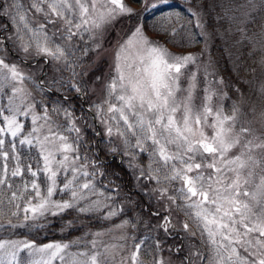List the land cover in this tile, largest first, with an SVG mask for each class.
Masks as SVG:
<instances>
[{
    "label": "snow or ice",
    "instance_id": "1",
    "mask_svg": "<svg viewBox=\"0 0 264 264\" xmlns=\"http://www.w3.org/2000/svg\"><path fill=\"white\" fill-rule=\"evenodd\" d=\"M184 2L188 15H165L153 35L137 22L121 37V20L173 5L0 0V232L73 214L62 230L111 222L69 242L0 236V264H264V83L255 100L236 88L226 108L227 85L208 56L207 0ZM217 7L236 42L260 51L264 70V0ZM180 32L205 46L172 51L160 42ZM106 42L110 59L90 63ZM103 63L107 73L96 75ZM86 77L101 95L78 108ZM109 155L126 164L135 194L117 182ZM141 193L155 206L133 198ZM140 225L147 234L130 235ZM113 233L121 243L103 239Z\"/></svg>",
    "mask_w": 264,
    "mask_h": 264
},
{
    "label": "trees",
    "instance_id": "2",
    "mask_svg": "<svg viewBox=\"0 0 264 264\" xmlns=\"http://www.w3.org/2000/svg\"><path fill=\"white\" fill-rule=\"evenodd\" d=\"M221 2L222 0H207V5L203 9L207 22L206 28L210 37L207 39L210 59L217 70V74L225 80L230 100H238L239 95L235 91L236 88H239L241 92L245 93L250 99H256L257 97L254 90L259 88L261 83H264V70H261L257 63L260 60L261 53L259 50L253 53V50L249 46L238 44L236 41L239 39V36L234 32L229 33L226 31L229 27V22L227 20L219 21L217 19V14L221 12V9L217 7V5ZM170 4L173 5V7L164 5L156 10L151 16L148 14L145 15L144 25L147 31L151 30V35H153L154 32H157L160 28L161 24L159 23L160 20H158L159 14L179 11L184 15H188L187 12H184V9L187 7L184 0H171ZM182 23H184L183 20ZM187 28L191 29L193 32L200 31V29H195L191 25H188ZM256 30L258 31V29ZM157 37L160 38V36ZM171 40L172 38L169 37V41ZM195 40H198L199 43L195 42ZM195 40L189 42L185 38V33L180 32L175 36L174 42L164 41L168 46L175 50L185 48L188 50L199 51L205 46V38L196 37ZM252 68L256 69L255 73L250 71ZM73 103L78 108L80 105H83L82 99H73ZM86 104H88L87 101ZM101 147H103V145H101ZM107 159L111 160L110 155ZM117 162L118 160L116 158L110 162L111 169L118 172L123 177L122 181L117 182L126 185L125 191H128L129 189L132 190L134 188V181L131 182L130 179L128 182V174H126L124 168L119 166ZM142 196L147 199L143 194ZM133 198L144 205L142 197L134 195ZM140 211L141 209H137L136 213H139ZM136 213H132V215H135ZM74 216L75 214L66 216L65 220L73 219ZM143 216L147 222V220H149L147 219L149 218L147 212H144ZM50 219L51 223L45 228L32 230L31 232L27 229H17L12 235L16 238L24 236L28 239H35L37 243H47L55 240L69 242L82 237L85 232H94L95 230L108 227L111 224L106 221H101L99 223L93 221L89 224L87 220H82L75 224L73 228L62 230L64 228L65 220L59 218ZM152 222H155L154 218ZM81 224H86L88 227H81ZM141 235L142 234L139 232L137 237Z\"/></svg>",
    "mask_w": 264,
    "mask_h": 264
},
{
    "label": "rangeland",
    "instance_id": "3",
    "mask_svg": "<svg viewBox=\"0 0 264 264\" xmlns=\"http://www.w3.org/2000/svg\"><path fill=\"white\" fill-rule=\"evenodd\" d=\"M151 2L158 3V0H151ZM170 2H171V0H169V3H170ZM162 6H164V5H163V4H160V5H159V8L162 7ZM132 7L135 8L137 11H140V10L143 8V4H137V3H134V4H132ZM155 11H156V10L149 9L148 11H143V12H141V14H140L139 16H137V17H133L132 19L125 18V19L121 20V21L116 25V27H115L114 35H119V36H121V37L124 36L125 33H126L129 29H131L132 27H134V26L136 25L137 22H139V23H143V24H144V17H145L146 14H148L149 16H151L152 14L155 13ZM169 13H173V14H174L175 11H173V12H167V13L164 12V13L159 14V16H158V20H160V22H159L160 24L163 22V21H162V17H164L165 15H167V14H169ZM0 22H3V21H0ZM181 23H182V20H181ZM146 31H147V30H146ZM150 31H151V30H150ZM150 31H147L149 35H151V32H150ZM157 38L160 39L159 37H157ZM160 42H161L162 44H166V42L164 41V39H160ZM111 43L114 44V43H115V40H112ZM166 46H167L169 49H171L172 51H177V49H176V50H175V49H172V47L168 46L167 44H166ZM105 48L107 49V51H105V50L102 49V50L99 52V54H97V53H90L89 55H90V57H91V60H90L89 62H90V63H91V62H98V63H99V62L104 61L105 58L110 59V52H111V46H110V44H108V43L106 42V43H105ZM208 56H209V52H208ZM209 58H210V56H209ZM13 59H14V58H13ZM84 59H85V60H89V57H84ZM77 70L79 71V69H77ZM107 71H108L107 63H103V64H102V71H101V72H97L96 75H103V74L107 73ZM69 76H70V74H68L67 72L64 73V78H65V79H68ZM218 76H219V75H218ZM85 79L88 80V82H87V84H86V87H87L88 90H89V96H88V97H85V99L82 100V101H83V103H84V106H85V104H86V101L88 102V104H86V106H85V107H87L89 104H91V102H92L93 100H97V99L100 98V95H101L100 90H101V88H102V85H101V83H100L99 81H95L94 78H92V79H88V78L86 77ZM93 90L95 91V94H94V95H93ZM224 91L228 93V90H227L226 87L224 88ZM57 95H59V94H57ZM73 95H74V94H73ZM238 99H239V97H238ZM251 100H255V99L252 98ZM232 101H236V100H230V99H227V100L223 101V103L225 104L226 108H230ZM100 130H101V131L103 130L102 126H100ZM117 157L120 158L119 155H117ZM126 159H127V158L125 157V160H126ZM118 162H120V159H119ZM120 164L123 166V168H124L126 174H128V182L130 181V179H131V182H132L133 180H132L130 174L128 173V171L126 170V164L121 163V162H120ZM149 187H151V185H149ZM140 197H141V196H140ZM146 198L149 200V197H148V196H146ZM142 199L144 200V197H143ZM149 202H150V204H156V201H155L154 199H152L151 201L149 200ZM146 218H147V217H146ZM147 219H149V218H147ZM147 219H146V220H147ZM144 220H145V219H144ZM147 221H148V220H147ZM117 222H118V221H117ZM110 223H111V222H110ZM109 226H110V225H109ZM94 232H95V231H94ZM139 232H140V234H142V235L147 234L146 229L144 228V226H143V225H140L136 230L130 231V235H134V236L137 237V234H139ZM12 233H13V232H12ZM12 233L9 234V232H0V236H3V237H5V238L18 239V238H16V237H14V236L12 235ZM118 235H119V233H113V235H112L111 237H109V236H105L103 239H104L105 241L109 242V243H121V241H119L118 239H115V238H114V237H118ZM138 237H140V236H138ZM19 238H25V237L23 236V237H19ZM26 238H27V237H26ZM55 241H57V240H55ZM47 243H48V242H47ZM127 243H128L129 245H131L132 240H128ZM73 250H75V248H73ZM145 258L147 259L148 257H145Z\"/></svg>",
    "mask_w": 264,
    "mask_h": 264
},
{
    "label": "flooded vegetation",
    "instance_id": "4",
    "mask_svg": "<svg viewBox=\"0 0 264 264\" xmlns=\"http://www.w3.org/2000/svg\"><path fill=\"white\" fill-rule=\"evenodd\" d=\"M147 202V201H146ZM181 219H183V217H182V215L181 216H177L176 217V220L177 221H179V220H181ZM179 226V225H178ZM169 244H171L172 243V241L171 240H169V242H168Z\"/></svg>",
    "mask_w": 264,
    "mask_h": 264
},
{
    "label": "bare ground",
    "instance_id": "5",
    "mask_svg": "<svg viewBox=\"0 0 264 264\" xmlns=\"http://www.w3.org/2000/svg\"><path fill=\"white\" fill-rule=\"evenodd\" d=\"M175 12H178V11H175ZM110 157H111V155H110ZM95 231H97V230H95Z\"/></svg>",
    "mask_w": 264,
    "mask_h": 264
}]
</instances>
